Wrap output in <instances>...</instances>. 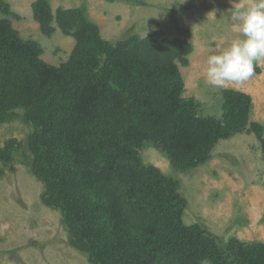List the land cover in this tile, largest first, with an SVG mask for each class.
I'll return each mask as SVG.
<instances>
[{
    "label": "trees",
    "instance_id": "16d2710c",
    "mask_svg": "<svg viewBox=\"0 0 264 264\" xmlns=\"http://www.w3.org/2000/svg\"><path fill=\"white\" fill-rule=\"evenodd\" d=\"M31 8L43 34L56 24L74 46L65 61L47 64L37 42L0 18V122L21 116L32 125L30 167L43 183L42 202L60 210L69 243L91 264H264L263 242L221 247L204 227L187 225L179 182L140 153L153 145L187 171L205 163L219 139L246 131L264 154V124L249 120L251 97L224 90L220 117L199 115L182 96L178 64L192 50L185 38L156 29L111 42L83 6L53 12L48 0H34ZM0 13H11L4 0ZM18 150L20 141L9 139L0 160Z\"/></svg>",
    "mask_w": 264,
    "mask_h": 264
},
{
    "label": "rangeland",
    "instance_id": "374dc122",
    "mask_svg": "<svg viewBox=\"0 0 264 264\" xmlns=\"http://www.w3.org/2000/svg\"><path fill=\"white\" fill-rule=\"evenodd\" d=\"M34 0H4L11 13L7 17L23 39L37 42L39 58L54 66L65 61L74 38L55 24L50 35L39 30L33 18ZM57 7L83 6L102 38L115 42L134 32L141 36L156 29L163 37L185 38L192 44L187 64H178L183 80L182 96L191 97L197 114L220 117L223 92L227 89L251 97L249 120L264 124V60L252 78L224 89H215L205 80L207 56L238 38L231 20L232 0H48ZM235 2V0H234ZM250 3L251 0H239ZM32 125L21 116L0 122V149L9 139L20 141L21 150L4 164L0 160V264H91L69 243V231L59 209L41 200L44 186L31 170L27 139ZM144 163L159 168L179 182L186 200L183 221L197 223L224 246L230 239L264 243V154L260 139L243 131L219 139L203 164L178 171L155 146L141 149Z\"/></svg>",
    "mask_w": 264,
    "mask_h": 264
},
{
    "label": "clouds",
    "instance_id": "9594fccd",
    "mask_svg": "<svg viewBox=\"0 0 264 264\" xmlns=\"http://www.w3.org/2000/svg\"><path fill=\"white\" fill-rule=\"evenodd\" d=\"M231 8V20L239 36L206 59L205 80L215 89L249 80L264 60V0H232Z\"/></svg>",
    "mask_w": 264,
    "mask_h": 264
}]
</instances>
